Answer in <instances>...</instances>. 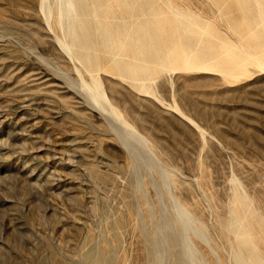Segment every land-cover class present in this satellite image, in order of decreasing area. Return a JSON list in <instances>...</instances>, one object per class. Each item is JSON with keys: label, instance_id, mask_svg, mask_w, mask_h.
I'll use <instances>...</instances> for the list:
<instances>
[{"label": "bare ground", "instance_id": "bare-ground-1", "mask_svg": "<svg viewBox=\"0 0 264 264\" xmlns=\"http://www.w3.org/2000/svg\"><path fill=\"white\" fill-rule=\"evenodd\" d=\"M21 1L0 4V28H19L22 39L48 52L34 57L58 83L28 85L22 78L15 86L42 98L38 115L60 117L71 128L74 136L57 140L54 151L62 161H80L98 227L80 229L59 215L43 221L25 203L24 222L8 221L6 230L30 232L37 246L27 252L5 242L0 264H264V154H246L227 138L229 126L207 117L215 112L248 133L242 117L222 112L221 104L230 88L264 74V0ZM27 53L29 46L15 51L0 39V54L12 66ZM172 76L183 107L206 128L158 97L157 88ZM246 86L238 96L247 94ZM16 88L3 84L0 97ZM10 108L17 114L32 109L20 102ZM34 120L25 119L31 134L54 131ZM224 156L231 169L212 174L209 166ZM15 171L20 180L24 172ZM104 191L115 194L116 207ZM46 225L69 245L45 237ZM129 235L138 244L134 252Z\"/></svg>", "mask_w": 264, "mask_h": 264}, {"label": "rangeland", "instance_id": "rangeland-1", "mask_svg": "<svg viewBox=\"0 0 264 264\" xmlns=\"http://www.w3.org/2000/svg\"><path fill=\"white\" fill-rule=\"evenodd\" d=\"M17 2L22 3L21 0H0V4L5 8H8L10 4H15ZM23 34L24 31L19 28L14 27L9 30H2L0 28V35L3 39L5 38V41H8L12 49L19 51L22 50V48H25V46H29L31 52L22 54L20 59L21 63L19 62L16 66H12L9 63V60L0 54V89L1 87L3 88V84L4 87H8L9 89L16 88L15 80L22 78L26 79L28 85L44 82H46V85L57 84L58 80L48 71H45V68L39 64L34 57L38 55L48 57V52L42 53L38 46L29 40V38H26L27 40L22 39ZM1 36L0 39L4 41ZM4 36H6L7 39ZM13 38L14 40H11ZM38 73L40 74L38 75ZM197 75L198 79H203L204 77L201 74ZM40 76L44 78H41ZM8 77H11L12 79H8ZM39 78L41 79L38 80ZM170 79L172 80L169 81L170 84L168 82L167 86H159L157 88L158 97H160L165 104H176L178 108L181 107L180 110H182L188 117L191 116L190 118L192 120L196 119L194 121L195 123L199 124L201 127L203 125V127L206 128L204 119L199 118L196 115L194 116L190 109L183 107L184 101L180 96L176 85L173 83V76L170 77ZM244 85H247V94L244 96H238L240 87ZM57 87L56 93L65 97L64 90L60 88L61 86ZM170 88L172 90H170ZM16 90V94H12L7 97H0V166H2L0 167V202L2 204H0V251L3 250L1 245L5 242L22 244L27 252H33L37 246V240L30 232L17 228V226L11 231L6 230V222L8 221H11L15 225L17 223L21 224L24 222L25 215L23 211L25 209V203H27V205L31 208L33 214L38 216L43 221H48L49 219L53 220L55 216L59 215L62 216L67 223L79 227L80 229L83 228L85 230H89L90 232H96L98 227V218L94 212L91 211L93 198L91 195L90 184L78 170L80 161L74 156H72L69 160L62 161L58 159L59 156L54 151V149H57L59 146L57 140L61 139L63 143H66L74 136L71 128L65 124L60 117L55 118L50 115L42 117L37 114V111L43 108V100L40 96H32L29 91L24 90L23 88L18 87ZM174 92H176L177 95ZM226 94L227 102L221 104V106L223 105L221 111L225 113L227 110V112L230 111L231 113L240 115L245 124L243 129H246V133L248 131L246 136H244L245 134H242V132L240 133L239 131L233 129L228 122L224 120V118H220V116H218L215 112H211L212 115L209 112L207 117L209 119L212 117V120L214 119L222 122V126L226 129H228L229 126L227 138L229 140L238 141L242 148L245 147V149L243 148L242 150H245L244 152L246 154H254V156H257L258 158L261 157L262 154H264V146H262L264 145V74L254 73L245 82L238 83L230 88V92H227ZM15 102H20L22 105H28L32 109L28 114L19 112L17 114V111L10 108V105ZM28 115H30L31 119H35L34 121L38 120L44 127L52 126L54 131L51 133L36 132L34 135L31 134L28 129V124H25V119ZM198 119L200 122H198ZM242 126L243 125L240 124V131ZM172 130L177 131V127L172 125ZM249 136L250 138H256L257 141L253 144ZM214 139L218 142L223 141L217 135L214 136ZM224 157H218V161L216 160V162L213 163V166H209L210 169H208L211 170L210 172L212 174L219 175L222 173L221 169H225L224 172L231 169V163L230 165L228 163L230 160H227L228 157ZM224 161L227 162L226 166ZM21 163L22 165H20ZM220 163L221 165H219ZM28 168H30V171H27ZM15 170H19L20 173L24 172L20 180L16 178ZM218 170L220 171L219 173ZM217 186L221 188H218ZM217 186L215 188L217 196L222 198V193L220 192H223V187L220 184ZM108 193L104 191V194L109 198V206L116 207L119 202L117 197L112 192ZM76 197L82 202L81 207L76 206L73 203L72 199ZM219 198L218 200H220ZM8 200L9 202H6ZM5 219H7V221ZM210 221H208L207 217V222ZM213 233V237L216 240L218 236L215 232ZM43 235L54 244H57L58 241H60L63 245H69L67 239H62L60 236H57V234H55L47 225L45 226ZM65 235H67L66 232L63 236ZM76 237H78V240L79 238L82 240V237ZM127 237L128 240L132 239V241H134L133 243L135 244V247L132 243V251L134 252L137 250L138 244L136 243V240H134L135 238H131L130 235ZM217 241L219 242V238ZM68 250L70 249L68 248ZM44 252V250H38V253ZM135 263L138 264V261H135Z\"/></svg>", "mask_w": 264, "mask_h": 264}]
</instances>
